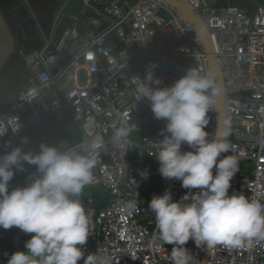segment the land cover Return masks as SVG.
<instances>
[{"label": "built area", "instance_id": "2783aa9c", "mask_svg": "<svg viewBox=\"0 0 264 264\" xmlns=\"http://www.w3.org/2000/svg\"><path fill=\"white\" fill-rule=\"evenodd\" d=\"M82 1L74 13L62 1L47 35L25 0L44 44L20 50L27 80L0 112V264H202L203 176L218 128L204 42L161 0ZM183 1L211 32L230 121L205 264H264V0ZM48 118L72 119L81 135L49 157L29 133ZM68 171L78 194L53 209L51 182ZM54 215L86 216L87 229L67 226L50 243L41 235Z\"/></svg>", "mask_w": 264, "mask_h": 264}, {"label": "water", "instance_id": "95a60500", "mask_svg": "<svg viewBox=\"0 0 264 264\" xmlns=\"http://www.w3.org/2000/svg\"><path fill=\"white\" fill-rule=\"evenodd\" d=\"M37 17L39 18L47 35L50 34L55 15L60 8V0H28ZM164 4L176 8L192 23L196 33L202 38L204 48L208 54L212 74L213 96L218 112V128L211 149L205 159L206 170L203 176V196L201 220L204 226L203 237L207 242L206 257L202 264L209 259L214 240V229L209 214V192L213 180V167L224 144L227 128L230 125L226 103V81L223 69L219 63L211 32L204 20L197 16L192 8L183 0H161ZM29 15L25 0H0V72L10 61L12 55L19 49L30 53L43 47V39L37 29L29 30L24 26V16ZM17 20L23 27L18 28ZM21 25V26H22ZM35 27V26H34ZM21 28V29H20ZM93 26L90 27L92 29ZM18 34L17 36H15ZM68 56V54H66ZM69 57V56H68ZM63 63V62H62ZM58 68L55 69L57 71ZM34 138L39 139L47 157L54 155L56 149H62L68 142L80 140L73 124L69 119L55 123L52 119H45L35 125L29 132Z\"/></svg>", "mask_w": 264, "mask_h": 264}, {"label": "trees", "instance_id": "16d2710c", "mask_svg": "<svg viewBox=\"0 0 264 264\" xmlns=\"http://www.w3.org/2000/svg\"><path fill=\"white\" fill-rule=\"evenodd\" d=\"M82 3V0H70L67 10L72 13L77 12ZM27 71L28 68L24 63L19 49L12 55L10 61L0 72V112L9 107L13 101V97L18 95L19 91L22 90L24 84L23 81L26 77ZM59 178L53 179L51 182L50 190L48 192V200L51 203L65 202L68 200L70 194V189L66 186L68 185V176L63 177L62 179ZM92 194L95 195L94 192ZM96 196H98V194ZM62 224L63 229L67 224H65V222ZM61 234L60 230L55 231L52 234V238L56 239Z\"/></svg>", "mask_w": 264, "mask_h": 264}, {"label": "crops", "instance_id": "0c3cea01", "mask_svg": "<svg viewBox=\"0 0 264 264\" xmlns=\"http://www.w3.org/2000/svg\"><path fill=\"white\" fill-rule=\"evenodd\" d=\"M61 2L62 1H64V0H60ZM79 9V8H78ZM28 72L29 71H27V73H26V77L24 78V84H25V82H26V80H27V76H28ZM24 84H23V86H24ZM23 86H22V89H23ZM22 91V90H21ZM21 91H19V93L21 92ZM17 96V95H16ZM15 96V97H16ZM15 97H13V100H14V98ZM13 102V101H12ZM70 120V122L73 124V127H74V130L76 131V133H77V135L78 136H81L80 135V132H79V130L77 129V127H76V125H75V123L72 121V119H69ZM80 138V137H79ZM65 173H69V175H68V185H66L69 189H70V194H69V196H68V200L67 201H65V202H71L72 201V199H73V196L75 195V194H78V191L76 190V187H75V185H74V183L71 181V178H72V176H73V171H68V172H65ZM63 174V173H62ZM60 177V175L58 176V177H56L57 179ZM55 178V179H56ZM66 187V188H67ZM95 193V195H93L92 193ZM80 194L82 195V196H95V197H98L97 199L98 200H100L101 202L103 201L102 199V196L101 195H99L98 193H96L94 190H92V189H87V188H84V189H82V190H80ZM98 194V196H96ZM59 202H57V203H51L49 200H48V204H49V206L51 207V208H55L56 207V205L58 204ZM53 217H57V218H59V219H61L62 220V223H64L65 222V224H67V225H65V227L62 229V227H60V228H53V230H52V232L50 233V236H47L46 235V230H45V227H44V230H43V232H42V237L46 240V241H48V242H52V241H54V240H56V239H60L62 236H63V233H64V231H65V229L67 228V226H70L74 231H76V232H83V231H85L86 229H87V218H86V216H80V217H77L76 219H74V221L72 222V223H69V222H67V220L63 217V216H58V215H54ZM52 217V218H53ZM44 225H45V223H44ZM43 225V226H44ZM60 230V232L62 233L58 238H56V239H53L52 238V234L55 232V231H59ZM31 237H29V239H30ZM27 240H28V238H27ZM28 243L29 244H31V241L29 240L28 241ZM49 250H52V257L51 258H58V257H60L61 256V254H62V252L60 251V250H54V249H52L51 247H49Z\"/></svg>", "mask_w": 264, "mask_h": 264}, {"label": "rangeland", "instance_id": "374dc122", "mask_svg": "<svg viewBox=\"0 0 264 264\" xmlns=\"http://www.w3.org/2000/svg\"><path fill=\"white\" fill-rule=\"evenodd\" d=\"M136 144L138 147H141L142 142L140 140H137ZM68 175L69 173L64 172L63 174L60 175L61 178L59 179H62L63 177L68 176ZM62 226H63L62 220L57 217H53L47 220L44 225L45 230H46V235L50 236V233L52 232L53 228H60ZM29 240L31 241V238Z\"/></svg>", "mask_w": 264, "mask_h": 264}, {"label": "flooded vegetation", "instance_id": "af4514ba", "mask_svg": "<svg viewBox=\"0 0 264 264\" xmlns=\"http://www.w3.org/2000/svg\"><path fill=\"white\" fill-rule=\"evenodd\" d=\"M24 18V20H25V24H24V26L25 27H27V29H29V30H33L35 27H34V23H33V21H32V19H31V17L29 16V15H26V16H24L23 17ZM18 18H16V22L18 23V28L19 27H23V25L20 23V20H17ZM22 25V26H21ZM20 28V29H21ZM18 34H16L15 36H17Z\"/></svg>", "mask_w": 264, "mask_h": 264}]
</instances>
